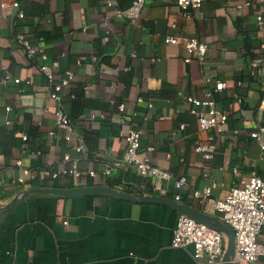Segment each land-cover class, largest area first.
<instances>
[{
	"label": "crops",
	"instance_id": "obj_1",
	"mask_svg": "<svg viewBox=\"0 0 264 264\" xmlns=\"http://www.w3.org/2000/svg\"><path fill=\"white\" fill-rule=\"evenodd\" d=\"M13 1L16 7H0V206L28 188L75 186L62 175L46 178L44 171H59L82 156L74 148L78 137L85 149L78 160L81 171L100 174L104 162L120 161L125 149L121 131L134 118L142 131L139 154L149 155L171 176L163 182L164 197L175 199L179 193L178 202L203 211L191 189L215 183L213 196L222 197L235 178L233 170L264 178V151L248 135L264 123V23H256V6L246 0H205L199 8L182 11L173 0H146L140 16L130 21L121 11L132 0L0 3ZM16 34L43 49L47 63L57 61L56 77L74 75L61 90L66 99L74 94L64 106L73 128L69 141L67 130L56 125L58 103L36 68L42 59L28 57ZM166 35L180 42L165 43ZM191 37L207 44L203 62L184 61L181 41ZM252 61L258 64L254 73ZM206 77L226 84L215 98L228 112L209 161L193 150L206 133L184 104V95L200 96L209 86ZM237 98L242 100L234 102ZM23 170L35 178L19 182ZM179 176L187 182L178 191L173 180ZM109 183L117 190L156 194L152 177L133 167L100 174L97 183L83 186ZM177 215L164 204L106 194L30 192L0 214V264H194L191 247L171 246ZM259 241L264 242V231ZM241 264H264V259Z\"/></svg>",
	"mask_w": 264,
	"mask_h": 264
},
{
	"label": "built area",
	"instance_id": "obj_2",
	"mask_svg": "<svg viewBox=\"0 0 264 264\" xmlns=\"http://www.w3.org/2000/svg\"><path fill=\"white\" fill-rule=\"evenodd\" d=\"M173 1L180 10L184 11L199 8L205 0ZM106 2L110 4L109 0H106ZM145 2L146 0H132L131 4L121 11L122 15L128 20L134 21L140 16ZM245 3L256 6V23L257 25H262L264 23V0H246ZM17 5L18 3L15 1L11 4L0 3V7L2 8L8 6L16 7ZM18 16L23 17V14L19 13ZM105 19H107L106 16ZM14 40L28 57L39 55L42 59L41 63L36 64V68L47 80L48 87L50 88V97L58 103V107L54 112L56 125L67 130L64 139L69 141L72 137L73 128L68 115L64 111V106L67 100H71L74 97V94H70L66 99L61 94V90L73 81L74 75L71 72H66L56 77L54 68L58 66L57 61L47 63L45 61L47 59L45 51L41 48H34L29 39L23 34H16ZM164 42L177 44L180 40L174 36L166 35ZM181 42L187 52V56L184 58L186 63L192 57L196 58L199 62L204 61L207 51V44L205 42L199 41L195 37L184 38ZM257 65V61H252V73L255 72ZM8 78L9 76L5 77V79ZM13 81L19 82V79L15 78ZM205 81L209 86L202 91V94L200 96L192 94L184 95V104L188 111L195 115L199 130L206 133L205 141H196L193 150L199 153L204 160L209 161L212 159L217 147L215 134L221 132L222 126L227 122L228 112L217 106L215 98V93L221 92L226 87V84L221 80H213L210 77H206ZM137 100L142 101V98L138 97ZM241 100L242 98H237L234 102H240ZM234 102L231 101L229 106H233ZM117 107L122 112L125 104L121 103ZM9 109V107H6V110ZM136 115L134 112L133 117H136ZM141 133L142 131L134 118L133 123L124 131H121V136L125 142L122 159L120 161L104 162L100 174L106 176L119 168L133 167L140 175L151 176L152 190L157 195L164 196L167 194V189L163 182L169 180L171 176L169 172L153 165L149 155L139 154ZM248 135L257 141L260 150L264 151V123L258 125ZM23 139H26V136H23ZM74 148L77 152H81L82 156L80 155L71 166L59 171H44V176L54 179L62 175L64 178H70L75 183V186L88 185L90 181L94 184L97 183L100 174L96 170L81 171L78 167V160L85 156V149L80 137H78V143ZM68 159V155L65 154L64 160ZM17 163L20 164V161H17ZM233 171L235 178L232 180L231 186L224 196H213V190L216 187L215 183L207 184L201 189H191L189 193L203 204V211L205 213L218 216L233 230L234 246L230 263H252L260 258L264 259V242L259 241V237L264 231V178L255 172L242 176L237 170ZM26 176L31 179L35 178L29 171L23 170L22 176L18 177L17 180L23 183ZM186 182L185 176L176 177L173 180V187L179 191L186 186ZM0 187H2L1 180ZM179 199L180 194L176 193L175 200L178 201ZM226 240V235L215 227L178 212L176 223L172 230L171 246L183 249L191 247L190 255L194 264H224L222 256Z\"/></svg>",
	"mask_w": 264,
	"mask_h": 264
},
{
	"label": "water",
	"instance_id": "obj_3",
	"mask_svg": "<svg viewBox=\"0 0 264 264\" xmlns=\"http://www.w3.org/2000/svg\"><path fill=\"white\" fill-rule=\"evenodd\" d=\"M30 192H42L51 193L56 195L64 196H83V195H98L106 194L113 196L125 201L132 202H148V203H160L172 207L177 212L184 213L200 222L209 224L226 235V246L222 256L224 264H231L230 259L233 253L234 246V232L233 230L224 223L218 216L213 214L205 213L198 209L192 208L184 203H180L175 199L164 197L161 195H149L140 192H127L122 190L114 189L110 186H73V187H55V188H42L32 187L24 190L19 196H14L9 202L0 206V214L7 212L15 204L21 202L26 194Z\"/></svg>",
	"mask_w": 264,
	"mask_h": 264
},
{
	"label": "trees",
	"instance_id": "obj_4",
	"mask_svg": "<svg viewBox=\"0 0 264 264\" xmlns=\"http://www.w3.org/2000/svg\"><path fill=\"white\" fill-rule=\"evenodd\" d=\"M108 186L112 187V184H111V183H109V184H108Z\"/></svg>",
	"mask_w": 264,
	"mask_h": 264
}]
</instances>
